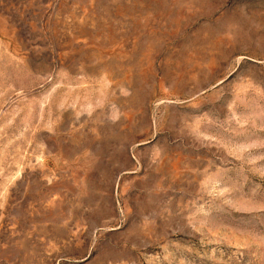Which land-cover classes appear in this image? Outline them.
<instances>
[{"label": "rangeland", "instance_id": "rangeland-1", "mask_svg": "<svg viewBox=\"0 0 264 264\" xmlns=\"http://www.w3.org/2000/svg\"><path fill=\"white\" fill-rule=\"evenodd\" d=\"M0 264H264V0H0Z\"/></svg>", "mask_w": 264, "mask_h": 264}]
</instances>
